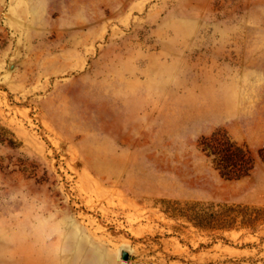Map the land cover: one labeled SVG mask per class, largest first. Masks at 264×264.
I'll return each instance as SVG.
<instances>
[{"label": "rangeland", "instance_id": "1", "mask_svg": "<svg viewBox=\"0 0 264 264\" xmlns=\"http://www.w3.org/2000/svg\"><path fill=\"white\" fill-rule=\"evenodd\" d=\"M0 264H264V0H0Z\"/></svg>", "mask_w": 264, "mask_h": 264}, {"label": "trees", "instance_id": "2", "mask_svg": "<svg viewBox=\"0 0 264 264\" xmlns=\"http://www.w3.org/2000/svg\"><path fill=\"white\" fill-rule=\"evenodd\" d=\"M208 141L205 150L208 151L209 156L213 157L216 169L221 176L233 180L250 175L255 167L256 159L248 146L239 144L226 135L220 139L219 135L215 134ZM213 141H215L214 144H211Z\"/></svg>", "mask_w": 264, "mask_h": 264}, {"label": "water", "instance_id": "3", "mask_svg": "<svg viewBox=\"0 0 264 264\" xmlns=\"http://www.w3.org/2000/svg\"><path fill=\"white\" fill-rule=\"evenodd\" d=\"M123 259H124V260H127V259H128V253H127V252H124V254H123Z\"/></svg>", "mask_w": 264, "mask_h": 264}]
</instances>
